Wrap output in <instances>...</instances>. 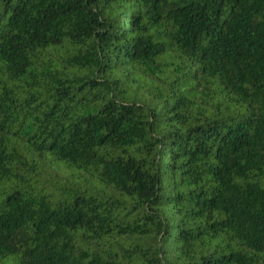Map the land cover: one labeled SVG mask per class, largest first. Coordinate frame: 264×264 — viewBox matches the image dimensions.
<instances>
[{"label": "trees", "instance_id": "obj_1", "mask_svg": "<svg viewBox=\"0 0 264 264\" xmlns=\"http://www.w3.org/2000/svg\"><path fill=\"white\" fill-rule=\"evenodd\" d=\"M0 264H264V0H0Z\"/></svg>", "mask_w": 264, "mask_h": 264}]
</instances>
